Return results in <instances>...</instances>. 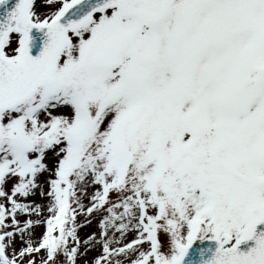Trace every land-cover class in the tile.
Masks as SVG:
<instances>
[{
    "label": "snow or ice",
    "instance_id": "obj_1",
    "mask_svg": "<svg viewBox=\"0 0 264 264\" xmlns=\"http://www.w3.org/2000/svg\"><path fill=\"white\" fill-rule=\"evenodd\" d=\"M97 249L264 264V0H0V264Z\"/></svg>",
    "mask_w": 264,
    "mask_h": 264
},
{
    "label": "rangeland",
    "instance_id": "obj_2",
    "mask_svg": "<svg viewBox=\"0 0 264 264\" xmlns=\"http://www.w3.org/2000/svg\"><path fill=\"white\" fill-rule=\"evenodd\" d=\"M34 199L39 200V197H35ZM80 219L82 221L83 220V217H81ZM96 228H97V223H96V220L93 219L92 220V223L90 225H85L83 228L80 229V235H81V237H84L87 233H90L92 231H95ZM40 231H41V228H37L36 229L37 234H39ZM129 238H131V237H129ZM97 251H98V249L97 250L90 251L87 254V256L81 258L80 264H83V260H85V259L91 260V258L96 254Z\"/></svg>",
    "mask_w": 264,
    "mask_h": 264
}]
</instances>
